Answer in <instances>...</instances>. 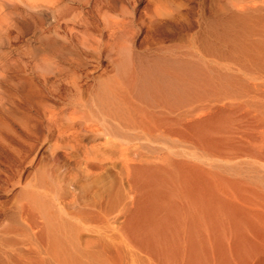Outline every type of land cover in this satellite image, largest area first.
I'll use <instances>...</instances> for the list:
<instances>
[{"label": "bare ground", "instance_id": "1", "mask_svg": "<svg viewBox=\"0 0 264 264\" xmlns=\"http://www.w3.org/2000/svg\"><path fill=\"white\" fill-rule=\"evenodd\" d=\"M83 2L0 0L5 40L9 29L29 22L32 36L45 45L39 56L26 51V56L0 59V80L8 65L22 75L6 81L13 91L0 86V99L6 104L3 98L39 96L49 144L48 163L40 160L35 167H43V176L27 192L35 199L25 194L31 202L41 201L38 209L32 203L33 213H24L34 234L29 243L19 240L25 250L17 241V248L0 249V264H264V203L245 202L263 201L256 197L263 186L254 181L262 176H235L232 164L240 156H257L258 150L234 142L235 123L206 114L215 102L202 99L212 93L200 96L212 83L208 70L169 51L158 55L160 65L151 63L157 56L151 45L136 46L134 28L128 35L132 12L125 21L126 10L116 13L113 7L119 6L105 2L115 12L108 11L113 18L106 19L104 6L98 7L103 0H95L92 20L91 11L76 9ZM146 17L137 20L151 25L154 17ZM203 111L206 118L194 119ZM22 115L9 117L16 121ZM26 116L20 128L31 117ZM5 121H0V138L2 131L10 132ZM152 142L158 143L153 151ZM175 144L182 149L172 150ZM249 194L256 199H247Z\"/></svg>", "mask_w": 264, "mask_h": 264}, {"label": "rangeland", "instance_id": "2", "mask_svg": "<svg viewBox=\"0 0 264 264\" xmlns=\"http://www.w3.org/2000/svg\"><path fill=\"white\" fill-rule=\"evenodd\" d=\"M91 1L95 2V0H88V2L87 0H82L83 3L77 4L78 6L74 3H68L67 6L71 5L72 7L73 5V7H75L76 5V9L81 8L85 11L87 10L88 12L82 10L84 14H88L91 11V15L89 14V16L92 20H96L93 10L94 4ZM100 1L102 2V0ZM103 2L101 6L98 7L101 8L104 6L102 9H105L106 13L104 14V17L106 19L109 18L108 14L110 15L113 13L115 16V12H112L113 9L117 10L116 13L121 10H126L124 11L126 13L122 12L125 21H128L130 18V15L128 16V14L132 12L135 17L134 23L126 26L128 27L127 31H131V33L134 34L131 28L137 30V34L132 35L134 36V40H132L136 46L151 45V50L155 51L157 55L155 58H152L154 61L151 60V63L160 65L158 55L164 51H169L168 53L175 54L176 57L180 56L184 60H192L198 67L201 66L205 70H208L207 74L210 75L211 78L207 79H212V83H208V86L204 87V90L206 91L200 94V96L212 93V96L209 95L208 97L207 95L202 99L205 101L206 99L210 100V98H212L215 102L212 105L213 107H210L211 110L205 112L210 116L214 112V114L217 113V118H215L216 116L214 114L213 115L218 122H222V120L225 119V123H235L233 129L239 130L238 132L236 131L234 142L239 145H243L247 142L249 143L248 147L250 150H258L257 156H240L235 159L232 164H235L236 166V171L234 172L235 176H237V174L255 176L260 172L262 176L261 181H258L257 179H254V181L259 182V184L263 186L262 195L256 196L263 201L245 202L264 203V0H103ZM105 2H108L107 4H110L111 6L114 3L113 6L118 5L119 7L117 9L113 7L112 9V7L108 6ZM89 3H92V7ZM81 4L84 5L82 6ZM121 5L126 8L124 9ZM71 7L69 6V8ZM108 11L111 13H107ZM113 14L110 15L111 18H113ZM148 15L154 17V20H152V18V21H150L151 25L145 26L140 23L141 21L137 20L140 18V20L147 21L146 16ZM116 17L118 18V16ZM135 19L137 20L136 24ZM157 19L160 21L156 22ZM17 27L18 28H14L15 30L13 28L9 29L8 40H5V36H2V34L4 35V33H1L3 29L0 31V37H3V44L0 42V54H5L4 56L0 55V59L8 57L7 60H11V58H17L20 54L21 56H34L38 53L39 56L41 49L44 48L45 45L38 37L32 36L33 31L31 24L29 22L28 25H21V23H18ZM129 27L130 30H128ZM19 29H21V33L18 32ZM124 31L126 32V28H124L123 33ZM14 34L16 37H14ZM124 34L126 35L128 33ZM128 35L131 36L130 32ZM12 36L15 39L12 38ZM123 37L124 36H122V38ZM13 39L17 40L13 42ZM30 39L31 41H29ZM125 39H129V37L124 38V40ZM7 43H9L10 46ZM26 51L28 54L23 55ZM10 66L8 65V70L6 71L7 74L5 73L6 79L4 78V80H0V86L3 89L13 91L12 85H7L6 81L11 79L8 83L11 81L14 83L19 80V78H22V75L17 72V69L14 70L16 65H14V67L13 65ZM104 66L106 69H109L105 62H103V67ZM23 88L20 90L23 91L22 93L24 94L26 88L24 90ZM17 92L19 91L17 90ZM32 96L29 100H23L22 97L21 100H17L18 102L11 99L8 101L3 98L6 104L0 99V105L5 106V108L0 106V121L6 120L5 122L7 125L9 124L8 126L10 127V132H6L7 136L5 131L4 133L2 131L0 138V249L4 252L9 251V249H12L13 247L17 248L16 245L20 250L21 248L22 250L27 249V246L22 245L21 242L25 237L27 240L24 239L25 243H23H29L28 240L32 237L34 232L31 234V230L25 226L27 221L23 218H27V215L25 216V214L28 212L31 213V207H34L36 203L39 202L37 200L33 201V206V202L31 201L35 199L32 197L34 194L32 193V196H30L27 192H33L36 189L33 185L38 184L39 182L37 183L36 181L42 178H39V175L43 176V167H39L40 170L37 169L38 171L35 169V167H38V162L43 160L42 163L45 165L49 160V144L46 139H44V120L38 110V102L40 101V98L39 96ZM195 97L197 98L196 95ZM203 100L201 102L204 105L208 103V101H205L206 103H204ZM7 101L8 104H11L7 105ZM19 101H22V103H19ZM199 103L200 102H198V104ZM10 108L12 111L14 110L15 113L14 111L12 112ZM35 108L37 111H35ZM6 110L11 113L9 114L7 112L8 117L9 115H12L11 117L18 118L19 115L21 116V114H23L22 117H20L22 120L23 116H26V114L27 116H31L30 118L33 119H31V121L27 116L24 117V119L28 118L25 123L29 128L27 129L25 126L26 124L24 123L25 129H23L24 127H22L23 125L21 124V130L20 123L24 120L21 121L17 119L19 122L18 124L17 120H11L10 117L7 118L5 115ZM220 111H222V114ZM4 112L5 114H3ZM205 112H198L195 114L194 119H197L200 116L206 118L205 116L207 115ZM13 121L17 123L15 124ZM157 144L158 143L154 142L151 143V151L154 150ZM176 145L177 144L172 146L174 148L172 150L182 149V147H175ZM14 149L17 150L15 151ZM183 151H186V149L183 148ZM239 154L242 155L241 153ZM48 168L49 166H46V168L44 167V169ZM27 177L28 179L31 178L30 180L32 181H29ZM26 180L28 181L27 184L30 183V185L26 184ZM247 187H252V185L248 184ZM123 189H127L128 192L130 191V187L125 181ZM22 192L25 193L22 194ZM25 194L27 198L29 196L31 197H29L31 201L27 200ZM138 195L140 196V194ZM254 196L255 195L249 194L246 198L255 200L256 197ZM139 202L141 203V201H138V203ZM39 203H41V201ZM39 207L37 206L35 208L38 209ZM19 224H21L22 229L20 226L17 228ZM9 228H11V231H9ZM7 238L10 239V241H7ZM3 240L7 241L8 244ZM19 240L22 241L19 243ZM13 241H15L14 243L17 241L18 244L14 245ZM9 242L11 243L9 244ZM1 244H5L6 248ZM20 244L22 246H20Z\"/></svg>", "mask_w": 264, "mask_h": 264}]
</instances>
